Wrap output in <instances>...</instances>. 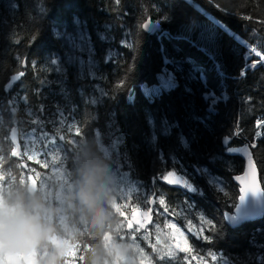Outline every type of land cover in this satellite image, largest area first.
Instances as JSON below:
<instances>
[{
	"label": "trees",
	"instance_id": "16d2710c",
	"mask_svg": "<svg viewBox=\"0 0 264 264\" xmlns=\"http://www.w3.org/2000/svg\"><path fill=\"white\" fill-rule=\"evenodd\" d=\"M261 59L264 0H0L3 202L32 215L43 203L30 194L29 167L47 170L21 148L12 154L14 128L16 140L22 131L55 136L63 145L75 235L58 219L50 225L79 246L77 264H106L103 237L121 233L108 201L113 220L103 231L79 222L72 205L89 170L104 179L108 171L126 174L137 184L128 212H146L154 196V206L163 201L154 221L196 224L188 255L167 263L197 264L206 254L264 264V215L236 228L228 221L240 196L235 179L244 171L245 145L264 191V64L249 65ZM164 70L176 85L150 100L140 85H154ZM210 94L221 99L211 104ZM48 240L47 247L38 244V264L59 256Z\"/></svg>",
	"mask_w": 264,
	"mask_h": 264
},
{
	"label": "rangeland",
	"instance_id": "374dc122",
	"mask_svg": "<svg viewBox=\"0 0 264 264\" xmlns=\"http://www.w3.org/2000/svg\"><path fill=\"white\" fill-rule=\"evenodd\" d=\"M251 63H255V66L259 64L258 62L251 61L249 65ZM175 85L176 80L173 73L169 70H164L157 77L154 85L141 84L140 90L147 98L153 100L163 92L173 89ZM132 94L133 92L131 91L129 96L131 101L133 100ZM206 98L211 104H215L221 99L214 94L207 95ZM21 140L22 142H20ZM16 141L22 153L27 154L28 158L31 156L30 160L32 162L41 164L47 170L46 172H42L32 166L29 167V174L33 175L36 181V190L32 195L38 193L43 201L41 204L43 207H39L41 212L38 215L46 223L52 224L54 219H58L60 227L64 229L63 224L67 223L69 229H72L67 202L68 191L71 189V185L69 183L70 180L64 154L61 153V149H63L62 143L55 136H37L36 134L25 133L23 131L20 132V137ZM53 157H55V160H53ZM105 180L109 190L116 196V199L110 204L119 214L120 225L118 228L121 230L120 234H113L112 240L108 244L107 250H105L108 255L106 264H123V259L117 258L118 250L114 247L116 244H123L131 248V264H171L167 263V261L188 255L190 251L188 233L189 231L197 230L196 224L188 221L186 226H182L169 218H166L163 224L154 221V212H161L159 207L163 206L161 200L158 207L154 206V201L153 206L149 205L147 207L145 215L136 218L138 211L134 212L130 209L128 212L127 210L129 209L128 201L139 190L137 184L128 175L117 174V172L108 171L105 175ZM1 188L2 184L0 182V223H2L4 218L16 215V212L13 209H8L3 202ZM152 199H154V196L150 197L149 202ZM49 202L56 203V205L52 206ZM150 209H152V213L149 215L148 211ZM162 214L164 215V213ZM53 229L54 235L50 236L48 241L57 249L59 259H63L61 264H77L76 259L79 256V246L71 239H64L62 236H58L55 228ZM67 233L69 234L68 231ZM32 254L33 264H38L36 252ZM13 255L15 256V252ZM0 256H5V254L0 253ZM6 260V257L0 260V264H4ZM213 261L215 264H230L223 257L215 258V256L210 257L206 254L199 255L197 264H212ZM19 264H27V261L20 258Z\"/></svg>",
	"mask_w": 264,
	"mask_h": 264
},
{
	"label": "clouds",
	"instance_id": "9594fccd",
	"mask_svg": "<svg viewBox=\"0 0 264 264\" xmlns=\"http://www.w3.org/2000/svg\"><path fill=\"white\" fill-rule=\"evenodd\" d=\"M74 199L78 204L72 207L79 213V222L86 227L100 232L113 220L112 212L104 205L105 201L109 203L114 201L116 196L109 190L106 180L100 173L85 171ZM63 227L70 235H75V231L69 229L67 223H64ZM53 233L54 229L50 223L42 222L40 215H32L24 208H21L14 217L4 218L0 231V250L9 255L4 264H19L20 258L27 261V264H33L32 246L40 244L47 247L44 242ZM114 247L118 250L117 258H122L123 264H131V248L123 244H116ZM46 264H59V256H52ZM92 264H97L95 259L92 260Z\"/></svg>",
	"mask_w": 264,
	"mask_h": 264
},
{
	"label": "water",
	"instance_id": "95a60500",
	"mask_svg": "<svg viewBox=\"0 0 264 264\" xmlns=\"http://www.w3.org/2000/svg\"><path fill=\"white\" fill-rule=\"evenodd\" d=\"M14 131L16 133V128H14ZM15 146L16 151L19 153L20 146L17 141H15ZM239 154L244 161V171L235 179L238 187L240 188V196L234 209L233 215L228 218L229 224L233 228L239 227L245 223L259 220L264 215V191L260 182L258 168L251 159L250 150L247 145L243 146L239 150ZM18 155L14 156L18 157ZM24 167L27 168L25 164ZM30 177V194L32 195L36 190V181L33 175H31ZM168 181L173 186L179 185L177 179L173 175H170L168 177ZM154 201V199L151 200V206L154 205ZM145 213L146 212H139L136 218L145 215ZM151 213L152 209L148 211L149 215ZM112 237L113 236L111 233H106L103 237L104 250H107L108 244L111 242ZM37 247L38 244H34L31 248V252L34 253L35 251H37Z\"/></svg>",
	"mask_w": 264,
	"mask_h": 264
},
{
	"label": "snow or ice",
	"instance_id": "6c2138e0",
	"mask_svg": "<svg viewBox=\"0 0 264 264\" xmlns=\"http://www.w3.org/2000/svg\"><path fill=\"white\" fill-rule=\"evenodd\" d=\"M116 3H119V0H116ZM217 7H218V5H216ZM35 37H33V39H34ZM255 52H257L256 51V49H254V53ZM260 53V52H259ZM260 55H261V53H260ZM258 63H264V59H261L260 61H257ZM251 67H255V63H251V65H250ZM246 72H247V69H245V70H243L242 71V75L243 74H246ZM15 79H17V77H13V80H15ZM62 115V114H61ZM78 131V130H77ZM239 134V132L238 131H236V130H234L233 131V134L232 135H238ZM11 138H12V140L15 142L16 141V133H15V131H13L12 133H11ZM228 140H229V143H230V140H231V136L230 137H228L227 138ZM17 147H18V145H17ZM233 150H236V149H233ZM12 154L13 155H18L19 153L16 151V149L14 148L13 149V151H12ZM32 157L30 156L29 157V159H31ZM53 160H55V157H53ZM29 181H31V177H29ZM182 183L185 185V186H187V187H189L191 190H194V189H192V187H191V185H189V184H187V182L186 181H182ZM243 190V189H242ZM161 203H163V201H161ZM212 230H213V226H212ZM200 239H208V240H210L211 239V237H199ZM0 253H4L2 250H0ZM5 254V256H0V260H3L5 257H6V259L8 260L9 259V255L8 254H6V253H4Z\"/></svg>",
	"mask_w": 264,
	"mask_h": 264
}]
</instances>
